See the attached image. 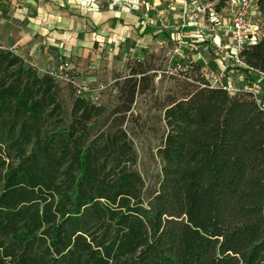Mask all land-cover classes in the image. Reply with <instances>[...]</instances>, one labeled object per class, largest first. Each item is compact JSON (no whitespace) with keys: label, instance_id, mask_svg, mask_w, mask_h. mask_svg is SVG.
Wrapping results in <instances>:
<instances>
[{"label":"trees","instance_id":"trees-1","mask_svg":"<svg viewBox=\"0 0 264 264\" xmlns=\"http://www.w3.org/2000/svg\"><path fill=\"white\" fill-rule=\"evenodd\" d=\"M255 5L261 35L241 65L231 51L222 62L238 92L212 86L200 61L182 68L152 189L126 132L95 130L130 112L152 66L138 62L111 112L70 84L67 123L58 81L0 45V264H264V92L246 89L264 76Z\"/></svg>","mask_w":264,"mask_h":264},{"label":"rangeland","instance_id":"rangeland-1","mask_svg":"<svg viewBox=\"0 0 264 264\" xmlns=\"http://www.w3.org/2000/svg\"><path fill=\"white\" fill-rule=\"evenodd\" d=\"M220 2L221 0H182V5L177 4L182 7L181 9L177 6L174 7L175 4L169 7L161 6L169 12L167 20L172 18L173 13L177 15L178 11H181L185 19H180L179 22L174 20V24L171 21H164L165 24L171 22L168 29L163 30L162 28L161 30L165 33V43L159 42L153 46L145 45L141 50L142 53L139 52L132 56L130 48L125 51V54L118 51L115 53L114 48L95 44L91 51L85 53L83 59H72L53 66L55 68L63 63L68 65L66 73L63 75L65 79L58 81V97L67 123L70 119L73 99L76 98L72 88L73 84L71 86L69 80H73L82 88L83 95L104 107L107 112H111L121 103V98H118L119 84H123L133 70L143 68V66H139L138 62H146L147 66L153 67L154 70L149 71L145 81H142L144 93L136 95L130 112L111 114L109 120L99 121L95 129L106 131L120 126L126 132L137 155L135 170L141 175L149 189H152L158 181L161 166L157 149L162 145L167 131L163 120V111L170 98L177 96L179 92L177 82H183L182 68L188 62H204L203 59L207 64L214 62L211 60H216L215 67L206 66L208 71H213L216 74H219L225 67L226 62H222L226 60L227 53L230 51L218 52V57L214 59L208 53L203 54L202 48L198 47V44L205 40L213 48L212 34L209 29L222 27L228 18L225 4V7L220 11L216 10V6ZM143 6L145 11L149 9L145 7V4ZM184 6H186V10L183 9ZM154 9L159 8L155 7ZM258 24L262 28L261 19ZM147 29L150 30V28ZM219 35L221 36V33ZM222 38L226 43L227 38L224 37V33ZM147 54L150 55L146 57ZM231 63L235 64L232 60ZM43 69L50 70L46 67ZM238 83L241 85L242 79L235 84L230 82L232 84L231 94L238 92L236 87ZM258 83L256 85L247 84L246 89L255 94L264 92V88L260 86L264 85V76Z\"/></svg>","mask_w":264,"mask_h":264},{"label":"crops","instance_id":"crops-1","mask_svg":"<svg viewBox=\"0 0 264 264\" xmlns=\"http://www.w3.org/2000/svg\"><path fill=\"white\" fill-rule=\"evenodd\" d=\"M118 1L0 0V45L44 72V67L83 59L95 44L114 48L115 53L125 54L130 48L133 56L145 45L165 43L162 28L185 19L178 11L167 20L169 12L161 8L182 5V0H137L135 4L133 0Z\"/></svg>","mask_w":264,"mask_h":264},{"label":"built area","instance_id":"built-area-1","mask_svg":"<svg viewBox=\"0 0 264 264\" xmlns=\"http://www.w3.org/2000/svg\"><path fill=\"white\" fill-rule=\"evenodd\" d=\"M118 0H113V3H118ZM138 2L133 0L132 4ZM128 4V3H127ZM225 9L227 11L228 18L225 20L222 27H212L209 31L212 34L211 44L217 52H227L231 51L232 60L235 64H242L238 54L249 44H252L256 39L261 35L262 28H260L258 21L260 20L259 13L257 11L255 0H227L225 2ZM186 6L183 7L184 10ZM221 33V36L219 35ZM224 37L227 38V42L224 43ZM66 63L59 64L55 68L44 71L52 76L55 80L61 81L64 80V74L66 73ZM219 72V74L214 73L213 71H208L206 68H202L201 72L203 73L206 80H208L212 86L222 85L223 80L226 81L227 86L223 88L231 93L232 86L230 84L231 79L229 76L224 77L225 68ZM69 84H73L76 88V94L80 95L82 93V88L74 83L73 80H69ZM233 92V91H232ZM233 94V93H232Z\"/></svg>","mask_w":264,"mask_h":264}]
</instances>
